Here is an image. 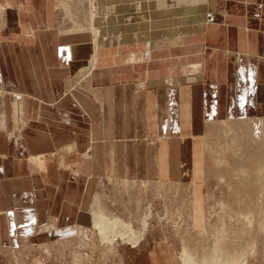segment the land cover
Wrapping results in <instances>:
<instances>
[{
  "label": "crops",
  "instance_id": "crops-1",
  "mask_svg": "<svg viewBox=\"0 0 264 264\" xmlns=\"http://www.w3.org/2000/svg\"><path fill=\"white\" fill-rule=\"evenodd\" d=\"M58 8L0 0V251L86 241L111 178L189 181L199 229L207 125L264 118V0H93L96 47Z\"/></svg>",
  "mask_w": 264,
  "mask_h": 264
},
{
  "label": "rangeland",
  "instance_id": "rangeland-1",
  "mask_svg": "<svg viewBox=\"0 0 264 264\" xmlns=\"http://www.w3.org/2000/svg\"><path fill=\"white\" fill-rule=\"evenodd\" d=\"M57 4L61 25L68 26L63 31L74 23L76 32L84 28L89 33L96 14L93 0ZM33 35L25 33V40ZM84 68L70 77L72 88L85 90L89 76ZM203 139L204 215L194 219L199 229L193 226L189 181L175 190L173 183L104 179L94 191L86 241L0 251V264H153L151 251L159 242L171 249L163 255L166 264H264V118L212 122ZM83 155L91 157L90 149ZM94 211L122 224L103 235L95 227Z\"/></svg>",
  "mask_w": 264,
  "mask_h": 264
},
{
  "label": "bare ground",
  "instance_id": "bare-ground-1",
  "mask_svg": "<svg viewBox=\"0 0 264 264\" xmlns=\"http://www.w3.org/2000/svg\"><path fill=\"white\" fill-rule=\"evenodd\" d=\"M66 11L69 13V15H71L70 14L71 13L70 11H72V10L69 11L67 9ZM97 17H98L97 13L96 14L93 13V16L91 18V21H90V23L88 25L90 27V31H89L88 34L93 35V44H94L95 47H96V40H94V39H96V36H97V29H96L95 23L97 21ZM79 31L84 32V28L81 29V30H79ZM79 31H77V32H79ZM90 62L93 63L94 62V59H93V61L91 60ZM97 206H98V202L94 203V207L96 208ZM100 213H101L100 211H94V224H95V227L99 228L100 232L103 235H105V234H107L109 232H112L113 230L116 229L117 225L122 224V220H120L119 218H114L113 220H111L112 222L111 221H107L108 219H104L103 217L99 216Z\"/></svg>",
  "mask_w": 264,
  "mask_h": 264
},
{
  "label": "built area",
  "instance_id": "built-area-1",
  "mask_svg": "<svg viewBox=\"0 0 264 264\" xmlns=\"http://www.w3.org/2000/svg\"><path fill=\"white\" fill-rule=\"evenodd\" d=\"M144 57L145 59H148L150 57V53L148 51H144Z\"/></svg>",
  "mask_w": 264,
  "mask_h": 264
}]
</instances>
